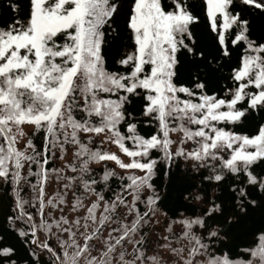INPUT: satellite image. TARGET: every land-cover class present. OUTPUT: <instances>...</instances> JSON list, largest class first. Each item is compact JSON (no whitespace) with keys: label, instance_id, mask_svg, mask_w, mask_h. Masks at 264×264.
<instances>
[{"label":"snow or ice","instance_id":"obj_1","mask_svg":"<svg viewBox=\"0 0 264 264\" xmlns=\"http://www.w3.org/2000/svg\"><path fill=\"white\" fill-rule=\"evenodd\" d=\"M202 4L216 68L190 0H132L123 70L106 67L119 0L8 5L0 264H264V31L249 18L264 0ZM249 121L254 134L225 127Z\"/></svg>","mask_w":264,"mask_h":264},{"label":"trees","instance_id":"obj_2","mask_svg":"<svg viewBox=\"0 0 264 264\" xmlns=\"http://www.w3.org/2000/svg\"><path fill=\"white\" fill-rule=\"evenodd\" d=\"M12 2H18L23 6L21 16L26 17L29 0H0V26H4L6 23L11 22L12 19L15 17V13H13L8 7V5ZM190 2L194 5L193 11L201 17V23L199 24V26L194 28L196 39L198 41L199 46L204 49L207 61L211 62L213 68H216L217 62L213 61L212 58L218 55V53L215 50L212 34L209 33L204 22L205 7L202 4V0H190ZM119 3L120 10L116 14L112 24V29H114V31L109 30V42L111 44V47L108 49L109 55L106 57V67L109 70H115L118 68H120V70H123L121 66L115 65L113 61L119 56L123 55L125 51H132L133 47L132 42L129 39V32L126 29V16L129 11V5L132 3V0H119ZM249 18L253 21L254 34L259 35L262 31H264V17H261L255 13H250ZM237 56L238 53H234L232 60L229 61L228 59H225L221 62L223 63L224 67L222 72L216 74V83L213 85V88L215 90L218 91L219 88H221L225 83L224 77H227L229 75V70L236 65ZM203 67L204 66H202V70ZM187 68L188 65H185V68L182 69L181 73V79L185 81H187L188 79ZM218 94L221 96L223 95V93L219 91ZM134 103L138 107L139 98H136V101H134ZM256 124L257 121H249L248 123L241 126L227 125L225 127L227 130H233L238 134H254L256 130ZM140 131L142 134H151L156 131V126L154 124L151 126H141ZM36 142L38 144L40 143L39 140H37ZM111 147L113 150H115L114 145ZM47 191L50 194H54L57 191L56 184H51V186L47 188ZM25 198H27V196ZM0 219H2V210H0ZM8 239L10 243L17 244L15 237L10 236ZM251 239L252 238L250 236L242 235L238 238L236 243L239 244L241 247H244L251 242ZM17 247H20L21 252L23 253L24 246L17 244ZM233 247L235 248V245H233Z\"/></svg>","mask_w":264,"mask_h":264}]
</instances>
